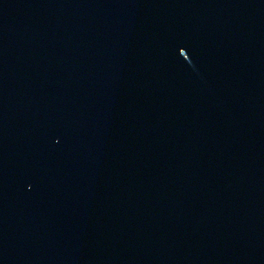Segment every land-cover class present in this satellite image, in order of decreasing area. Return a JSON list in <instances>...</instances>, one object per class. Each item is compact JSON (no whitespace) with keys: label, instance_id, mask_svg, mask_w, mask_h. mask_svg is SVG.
<instances>
[{"label":"water","instance_id":"1","mask_svg":"<svg viewBox=\"0 0 264 264\" xmlns=\"http://www.w3.org/2000/svg\"><path fill=\"white\" fill-rule=\"evenodd\" d=\"M0 264H264V0H0Z\"/></svg>","mask_w":264,"mask_h":264}]
</instances>
